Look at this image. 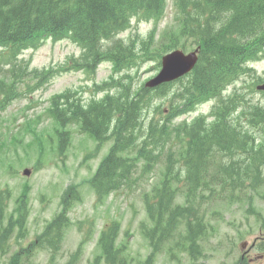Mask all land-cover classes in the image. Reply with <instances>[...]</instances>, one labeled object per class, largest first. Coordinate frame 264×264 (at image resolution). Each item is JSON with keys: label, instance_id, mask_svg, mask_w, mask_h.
I'll return each instance as SVG.
<instances>
[{"label": "trees", "instance_id": "1", "mask_svg": "<svg viewBox=\"0 0 264 264\" xmlns=\"http://www.w3.org/2000/svg\"><path fill=\"white\" fill-rule=\"evenodd\" d=\"M165 2L0 0V47L3 48L4 66L13 69L17 60L20 74H28L29 63L22 68L23 61H18V55L23 49L36 46L41 38H51L53 41L69 39L82 50L79 58L67 60L61 72L82 69L93 76L97 65L103 60L113 63L115 74L127 72L118 79L111 77L110 82L104 83H118L123 89L105 100L73 106L67 93L61 97L70 106L76 107L72 111L73 119L76 114H82L80 123L83 132L101 141L111 137L115 140L92 180L99 202L121 187L133 189L137 182L146 177L145 171L131 173V165L122 157L138 137H146L139 152L151 164L157 162L150 149L155 142L168 152L166 180L160 190L154 188L152 196L146 197L149 199L146 202L148 215L155 223V228L147 234L154 242L155 250H161L162 244L169 240L174 221L179 217L187 222L183 244L189 242L196 245L204 235L206 226L201 218L196 217L195 221L190 217L193 212H199L202 204L226 201L232 205L242 199L241 193L247 190L260 194L264 199V103H253L244 88H235L225 97L222 96L230 85L250 75L251 70L245 66L246 63L264 53V0H175V20L178 21L179 31L164 33L163 37L169 40L168 43H160L155 48L152 34L147 40L134 38L125 42L118 38V34L131 27L133 18L151 22L157 28L165 16ZM108 40L110 44L105 43L104 47L102 42ZM181 42L200 46V59L195 70L178 82L179 87L172 92L167 109H162L163 104L153 103L152 91L144 87L131 91L132 68L150 59L159 60L163 53L178 45L184 48ZM15 69L12 70L13 76ZM37 75V71H32L27 76L37 80L34 88L49 80L47 73ZM258 80L261 78L258 77ZM3 82L4 78H0V84ZM171 87L172 84L163 85L156 93L168 96ZM17 93L13 83L7 91L1 88L0 105L13 99ZM211 99L217 100L211 114L212 122L199 117L190 123L172 126L175 117ZM65 110L63 104L52 101L49 114L65 125L72 122L65 115ZM112 115L123 116L121 127L115 128L112 121L116 118ZM62 137L69 140L65 131L59 134L60 151L70 143L66 144ZM173 145L181 151L180 156L170 153ZM176 160L180 161L178 166L183 167V171H174ZM174 184L178 185L177 189L183 190L186 199V206L182 209L172 207L175 191L171 186ZM70 196L73 198L74 192ZM8 197L4 191L0 193L2 254L9 252L7 244L15 228L23 227L25 222V198H21L15 209L17 216L8 218ZM64 202L66 207L63 213L48 224L44 233L34 243L14 251L5 264L29 263L39 249L48 251L51 259L57 256L62 232L68 225L70 200L65 198ZM247 211L257 215L264 228L261 213L252 206ZM118 235L119 226L114 223L100 236L98 245L106 264L153 263L154 255L147 262L135 263L126 255L125 246H117ZM48 246H52V249H48ZM78 256L79 253H76L71 259ZM94 264H99V258Z\"/></svg>", "mask_w": 264, "mask_h": 264}, {"label": "rangeland", "instance_id": "2", "mask_svg": "<svg viewBox=\"0 0 264 264\" xmlns=\"http://www.w3.org/2000/svg\"><path fill=\"white\" fill-rule=\"evenodd\" d=\"M165 13V17L159 24V31L155 32L156 37L166 29L170 31L172 29L174 32L179 31V26L175 23L174 18L173 0L167 1ZM146 22L133 20L132 27L120 34L119 37L124 40L136 36L147 37L153 24ZM194 47H187L184 51L188 53ZM80 53V47L68 40L59 42L49 40L37 50L24 51L19 60L30 61L32 70L51 72L52 68H59L70 57H78ZM256 63L254 65H257L259 70L252 73L251 77H241L236 87H244L249 92L248 98L252 102L264 103V94L257 92L254 85L251 84L258 77H262L264 81V63ZM111 67L109 62L100 64L94 77L84 71L55 74L38 91L15 99L4 112L0 113V192L8 191L11 195L7 207L8 218L11 216L15 218L16 203L20 202L23 195H25V204L29 215L23 227L18 226L10 238L7 244L10 247L9 252L0 253V264L7 263L14 251L26 247L41 234L45 224L56 213H59L62 194L69 186H74L78 190L79 201L74 203L70 211V226L64 234L59 255L50 259V254L46 250L39 249L34 252L31 261L26 264H68L67 260L70 254L80 246L83 252L82 264H90V261L99 252L96 244L100 231L112 221L121 224L119 245L128 244V253L135 263L144 261L150 254L148 242L140 228L142 224L151 225L144 204L149 200L146 199L147 195L152 196L154 187L161 182L162 168L156 170L152 175L146 173V177L133 186L134 190L123 188L110 195L102 205L98 206L95 204V195L88 185V181L103 156L108 154L113 144L112 140L101 144L97 149L96 142L82 130L80 123L82 114H76L74 121L65 125L66 132L70 133L71 144L59 155L57 152L59 125L55 120L48 118L46 114L52 97L68 89L71 90L65 93L69 95V99L81 92L83 95L71 100L73 106L97 101L88 91L91 90L88 86L94 88L95 83L101 84L107 80L112 73ZM158 70L159 67L154 61L134 67L130 71L133 80L131 91L139 90ZM126 73L124 72V74ZM244 78L247 79L244 81ZM30 83H34V81H30ZM24 84L26 82H19L16 86L22 88ZM178 87L179 84H176L170 90L175 91ZM233 89L234 85H231L228 92ZM120 91L123 89L117 83L109 93L119 94ZM106 94L107 91L101 90L96 93V97L101 99ZM152 97H154V102L162 100V97ZM59 101L65 107L68 106L65 98L61 97ZM211 106L212 103L203 104L194 113L187 117L181 116L176 121L185 118L191 120L202 113L209 112ZM75 109L76 107L70 106V110ZM68 117L71 119L70 116ZM112 117L118 120V124H114L117 128L123 116L112 115ZM76 123L80 125L82 133L79 132V126ZM136 132L138 133V131ZM24 169H29L32 172L30 177L23 176ZM177 201L181 202L182 199L179 198ZM244 201L242 197L236 201V203H242L241 205L214 203L207 207L208 211L205 210L206 221L211 226V232L201 242L203 253L205 252L204 258L201 257L193 261L187 255L182 254L181 259L171 260L170 256L163 252L157 257L154 264H233L246 250H242L241 247L244 242H248L250 245L256 237H264V228H262L261 222L257 215L248 213L247 210L251 206L243 204ZM252 207L264 217V201L260 197L254 198ZM180 232L183 233V229ZM47 248L51 250L52 246ZM251 257L255 258V254ZM254 263L264 264L257 261Z\"/></svg>", "mask_w": 264, "mask_h": 264}, {"label": "water", "instance_id": "3", "mask_svg": "<svg viewBox=\"0 0 264 264\" xmlns=\"http://www.w3.org/2000/svg\"><path fill=\"white\" fill-rule=\"evenodd\" d=\"M197 62V51L184 55L180 51L173 52L164 56L162 61V71L160 74L150 80L146 86L155 87L162 83L173 81L191 71ZM258 90H264V84L258 86ZM29 175V171H25Z\"/></svg>", "mask_w": 264, "mask_h": 264}, {"label": "flooded vegetation", "instance_id": "4", "mask_svg": "<svg viewBox=\"0 0 264 264\" xmlns=\"http://www.w3.org/2000/svg\"><path fill=\"white\" fill-rule=\"evenodd\" d=\"M247 246V244H246ZM245 246V247H246ZM264 251H260V244L253 243L250 247H247V251L245 252V257H241L239 264H247L248 261L253 262L256 260L257 262H264ZM255 254V258L252 259L251 256Z\"/></svg>", "mask_w": 264, "mask_h": 264}, {"label": "bare ground", "instance_id": "5", "mask_svg": "<svg viewBox=\"0 0 264 264\" xmlns=\"http://www.w3.org/2000/svg\"><path fill=\"white\" fill-rule=\"evenodd\" d=\"M181 49H183V48H181ZM197 57H200V56H197ZM251 77V76H250ZM245 79H247V78H244L243 80L245 81ZM242 80V81H243ZM247 81V80H246ZM254 81V80H253ZM251 82V81H250ZM126 109V108H125ZM255 136V135H254ZM256 139V138H255ZM249 145H250V143H249ZM248 146V145H247ZM252 146V145H251ZM251 148V147H250ZM249 148V149H250ZM244 155V154H243ZM247 158H248V156H247ZM236 159V158H235ZM246 159V158H245ZM123 188H127V187H121V188H119V189H117V190H115L116 192H118L119 190H121V189H123ZM131 190H134V189H131Z\"/></svg>", "mask_w": 264, "mask_h": 264}]
</instances>
